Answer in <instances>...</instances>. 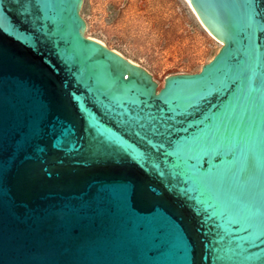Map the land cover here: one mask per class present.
Masks as SVG:
<instances>
[{"label": "water", "instance_id": "95a60500", "mask_svg": "<svg viewBox=\"0 0 264 264\" xmlns=\"http://www.w3.org/2000/svg\"><path fill=\"white\" fill-rule=\"evenodd\" d=\"M223 43L167 76L84 0H0V264H264V0H188Z\"/></svg>", "mask_w": 264, "mask_h": 264}, {"label": "rangeland", "instance_id": "374dc122", "mask_svg": "<svg viewBox=\"0 0 264 264\" xmlns=\"http://www.w3.org/2000/svg\"><path fill=\"white\" fill-rule=\"evenodd\" d=\"M86 35L149 71L159 84L196 73L223 43L199 20L188 0H84Z\"/></svg>", "mask_w": 264, "mask_h": 264}]
</instances>
